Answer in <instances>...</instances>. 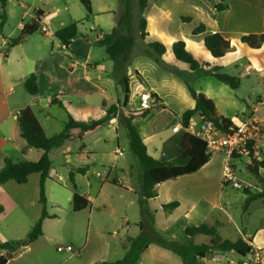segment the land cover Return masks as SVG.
I'll use <instances>...</instances> for the list:
<instances>
[{
    "label": "crops",
    "instance_id": "obj_1",
    "mask_svg": "<svg viewBox=\"0 0 264 264\" xmlns=\"http://www.w3.org/2000/svg\"><path fill=\"white\" fill-rule=\"evenodd\" d=\"M36 1L44 2L43 6L36 4ZM89 1L91 16H93V18L90 19V16L87 19V22L92 23L89 32L94 36V41L97 43V40L101 38L102 34L109 33L114 27H117L123 34L130 33L132 30L133 45L136 39L140 42L138 53H149L154 56V60L158 64L157 67L162 73L163 70L167 69L168 64L169 68H176V62L178 61L174 59L171 53V45L174 42L181 40L199 63H206L200 71H196L198 72L197 78L204 79L203 76L213 78L211 75V69L212 67L217 66L214 65L213 60L219 59L222 61V65L217 67H222L223 71L227 73L229 71H239V74L237 75L231 73L230 75L238 77L240 79V85L242 84L241 80L243 78L253 76L258 82L257 84L259 88H264V68L261 67V62L258 59V53L261 48L264 47V44H262L259 49H251L240 42V38L244 35L264 33V0H225L224 4L227 7L222 11H217L215 9L214 5L217 2L216 0H146V5L143 11V17L146 21V36L144 39L139 38L137 26L138 17L135 15L137 13L138 0H135L137 1L135 7L136 11H132L131 0H122L118 7H115L114 4L107 0H96L95 2L93 0ZM45 15H51L50 23L59 21L60 11L59 8L54 5V0H8L5 7V20L2 26H0V168L3 167L5 159H10L15 162L20 161L19 157L26 155V153L32 150L26 146L21 138H19L17 131L14 128L15 118L13 117V114L19 112L25 107H29L32 110L40 125L39 117L45 122L48 121L47 112L45 111L46 109L50 110L54 106L65 109L66 106L72 104V99H75L78 104H83L80 98H84L87 103H91L95 98H99V104L104 112L105 108L110 105H115L120 109H124L123 106H121L124 99L120 102L117 94L118 88L113 66L110 70L109 67L105 70L97 69V62H91L94 61L95 58L92 51L93 41L90 40L91 38L88 34L81 33L82 40L86 46L85 50H80L76 47L81 41L79 39L76 43V37L73 38L66 49L62 48L58 40L54 37L57 41L56 47L58 49L56 51L53 50V42L45 39L48 37H45L40 33L42 38L45 39L43 42L34 37L35 32L39 31L40 20ZM100 16H108L111 18L108 32L101 29L100 24L96 21ZM181 18H187L188 22L181 21ZM36 22V30H34L33 25ZM71 22L77 23L78 32L79 22L74 20ZM10 24L12 25L11 29L3 34L4 29H7V26ZM66 25L67 24H65V26ZM199 25L204 26V33L192 35V30ZM62 27L64 26H60L54 31H57ZM23 29L28 31V34L23 37L22 41L10 48H6L8 41L19 37ZM213 33L220 34L224 39L230 42L229 51H227L221 58H213L203 45L204 37ZM153 42H158L165 47V53L163 55L158 56L155 52L152 53L153 50L147 45ZM100 46L105 53L104 47L102 45ZM130 50L116 60V62L120 60L125 62L129 57ZM104 60V57H101V61ZM107 60H109L108 57ZM202 72H206L207 74L203 75ZM30 74L36 76L38 90L36 95L28 94L23 86L24 79ZM163 76V81L166 82L170 90L174 93H183V89L188 92L187 87L194 89V87L188 85L187 82V84H179L178 81L172 80V75L168 74L167 76V73L165 72ZM123 78L127 79V89H129V79L127 76H124ZM187 81L190 82V80ZM198 84H200V82ZM194 90L211 99L207 96V92L201 88V85ZM146 92L151 95H156L155 99L158 100L159 103H162L166 108L164 111L169 109V106L164 100V96L159 88L148 85V91L141 93ZM256 102L258 103V106H255L254 108L245 103L248 113L242 112L239 117L253 115L259 122L260 126L264 127V98L257 96ZM103 104L105 105L104 107L102 106ZM127 105L128 100L126 102V109L131 111ZM83 106H85V109H88V105L85 103ZM214 106L217 116L230 119L234 116H238L236 114L224 116L218 112L215 103ZM193 107L194 101L192 100L187 109H192ZM33 108L36 109L37 113L33 111ZM134 110L139 111L138 107ZM184 111L179 112V114L174 112L176 119H178L177 123L181 122V117ZM150 118L151 117H148L147 121H150ZM194 119L195 122L198 123L199 118L195 116ZM133 121L135 125H137V131L146 146L147 153L151 157L160 161V155L163 153L162 142L163 140L167 141L171 139L173 140L174 151L177 154L181 139L185 134V132L181 130L177 132L171 131V128L177 123L157 129L150 124L139 125L137 118ZM107 124L112 127L114 126L117 140L119 130L117 117L111 118ZM48 125L50 124L48 123ZM195 129L196 126L190 127V130ZM77 133L78 130H73L71 132L73 138L77 137ZM91 133H88L82 140H79L81 141V145L78 154L83 166L77 167L73 170L75 191L88 202L87 207L83 210L87 209L88 215L91 217L93 210H97L100 206H105L106 204L111 205V197L109 195L112 194V192L111 189L108 188L110 187L113 191L119 190L118 192H120V194L118 197L120 199L123 198L122 194H124V196L130 197L131 203H135L138 206L140 220L130 223L129 220L124 218L123 222L125 227L134 225L140 231H145L146 228V231L148 232L154 230L155 232L160 233L163 231V227L159 225L156 215L159 212L158 207L162 212H165L162 209V206L165 205L167 201L173 199L170 198L173 190V188H171L172 186L169 185L168 188L163 189L170 182L166 181L155 186L156 196L147 202L150 215L143 213L139 208L138 192L140 190V179L134 176L136 173L130 164L124 166H116V164H114L113 167H110L108 172V175L114 176H107L104 179H101L98 176H94L91 180L88 178L87 167L89 163L94 164L96 161V157L91 151H85L87 144L86 140ZM179 133H181V136L177 137ZM106 143H108L107 139L105 140V145ZM149 145L155 146L152 149V154L149 152ZM118 148L119 143L116 141L117 150L112 154L114 161L118 160L119 156L123 154ZM117 152H120V155H117ZM216 155L223 160L222 154L216 153ZM67 160H69L68 155ZM211 161L212 155L210 160L197 172L181 177L189 178L188 180L191 182V188L194 190H198L199 186H202L203 189H205L209 186V180L212 178L217 179L219 183V191L217 197L213 198V201H216L215 203L219 209L225 213V210L222 209L220 204L223 189L228 184L223 181L226 171L225 165L222 163V167L215 168V165L213 166L210 164ZM77 169L82 172L77 173ZM215 172H217L216 175H214ZM79 181L84 182L85 186V190H82L81 192L79 191L81 190ZM259 190L260 188L257 187L255 190H251V192L255 193ZM162 195L167 196V199L163 198L161 204L158 206L154 205L155 201ZM202 197H204V193L201 194V198ZM176 200L178 206L175 208V212L178 213L180 211V214L174 216L173 211L172 214H168V219H174L173 221H177L184 215L186 216L185 218L200 217L203 219L207 215V212L203 208L197 210L199 204H195L194 201L196 200L192 201V199L188 198L185 194H180L179 198ZM257 202L264 204V198L252 202L251 205L256 204L255 206L259 207ZM206 204L207 206H214L209 202ZM141 219L143 221H141ZM89 225L90 221L88 222V226ZM164 225L166 224L164 223ZM107 229L108 228H106V230H97L89 226L86 240L84 244L79 247L80 250L69 253V259L73 258V256L78 258L75 259L77 260L76 263L71 264H101L113 262L127 264L125 256H122L121 258L114 257L118 252L111 250L109 244L105 241L104 236L108 235L107 237L109 239V237L115 236L117 233L115 231L110 233V230ZM241 238L250 245L252 249L264 251V213H259L254 220L244 219V230L242 231ZM92 246H94V248H92ZM143 247H145V245ZM141 248L139 252L142 255L149 253L153 260V264L172 263V260L174 259L168 251L159 248L155 244H148L146 248L142 249V251ZM90 249L94 250V252L90 251ZM125 249L126 246L121 243V250L126 251ZM215 255H217V253L209 255L211 262L212 260L223 259L227 264H235L233 259H228L226 257L231 255L234 258H237L240 262L243 260L242 257L234 252H226L217 255L219 257L218 259H214ZM209 258H204L201 261L202 264H209L207 263V259ZM6 259L8 261V258ZM139 260L141 261L140 258H138V261ZM173 263L178 264L176 259H174Z\"/></svg>",
    "mask_w": 264,
    "mask_h": 264
},
{
    "label": "rangeland",
    "instance_id": "obj_2",
    "mask_svg": "<svg viewBox=\"0 0 264 264\" xmlns=\"http://www.w3.org/2000/svg\"><path fill=\"white\" fill-rule=\"evenodd\" d=\"M94 2L96 0H93ZM118 7L122 0H107ZM132 11H136L135 7L137 1L131 0ZM36 4L43 6L44 2L36 1ZM54 5L59 8L60 16L58 22L50 23L53 30L60 26H65V24L71 21H78L79 29L75 38L76 43L81 40L76 47L80 50H85L86 46L82 40L81 33H86L90 36L92 42V51L94 54V61L97 62V69L105 70L107 67L114 69L115 80L117 82V94L119 96L120 102L123 101L124 97L127 96L128 105L127 107L131 111H135L139 106L137 99V94L141 92L148 91V85L159 88L164 96V100L168 104L167 110H152L144 118L137 117L139 125L150 124L154 127L162 128L166 125L171 126L178 122L176 119V114L182 112L189 108L192 98L189 96L188 92L183 89V93H174L170 90L169 86L164 82V72L172 75V80H176L179 84H187L193 86L194 89L201 85V88L207 92L213 102L217 106V110L220 114L224 116L238 115L247 112L248 110L245 106H258L256 102L257 96L264 98V88H259L258 82L255 77H245L243 78L242 84L237 89H230L228 86L218 82L214 78L203 76V78H197L198 72L190 71L189 68L180 62H176L177 66L175 69L169 68L163 70L161 73L157 67V63L154 60V56L149 53H138L140 42L136 39L134 45L129 53V57L124 61H111L107 60V55L103 52V48L94 41V36L90 34L89 28L92 23L87 22L86 13L83 7L80 5L78 0H54ZM134 8V9H133ZM138 17V6L137 13ZM93 16L90 17L92 19ZM100 24V28L105 32L109 31L111 18L108 16H100L96 19ZM11 24L4 29L3 34L11 29ZM138 26V19H137ZM9 27V28H8ZM133 31H130L132 35ZM39 41L50 40L53 42V50L56 51L57 41L55 38H42L39 31L35 32L34 36ZM50 47V46H49ZM62 49V48H61ZM64 50V49H63ZM154 53V51H152ZM101 57H104V61H101ZM258 59L261 62V67L264 68V47L258 53ZM174 61V60H173ZM214 65H222V61L219 59L213 60ZM214 66V67H217ZM213 68V67H212ZM229 74L237 75L239 71H229ZM202 74H207L202 72ZM124 76L129 79V89L127 94L125 93V85L123 83ZM187 80H190L188 82ZM187 82V83H186ZM200 82V84H198ZM83 104L76 103L75 99H72V104L66 106L65 109L54 106L50 110H45L47 112L48 121L45 122L39 117L41 126L43 127L44 134L47 138H50L56 134H59L67 121L68 116L74 120L80 122L89 123L91 121L100 120L105 117L104 111L99 104V98H95L91 103L85 102L84 98H80ZM84 103L88 105V109H85ZM33 111L37 113L36 109ZM175 112V113H174ZM150 121H147V118ZM48 123L50 125H48ZM118 137L116 140V134L114 131V126L109 124H103L96 131L91 133L87 138V144L85 151H91L96 157L94 164L88 165V178L91 180L94 176L99 175L101 179L106 178L108 175L110 167L131 165L134 169L136 178L141 179V170L138 161L133 156L128 148V139L126 132L124 131L122 125L118 123ZM261 134L258 142V149L260 155H264V127L261 128ZM181 133L177 135L180 137ZM108 143L105 145V140ZM174 139V138H173ZM116 141L119 143V150L123 153L119 156L118 160H113V152L116 149ZM81 141L77 137H72L69 140L64 141L61 145L48 151V157L51 161V169H54L57 175H49L44 182V194L46 197V212L49 215V219H45L42 222V236L36 241L25 245L24 247L18 248L16 252L11 253L6 249H0V257L4 256L8 258L5 264H71L76 263L78 259L73 256V258H68L69 253L58 252L56 249L58 247L65 248L71 246L73 251L80 250L86 240L88 234V227L95 228L97 230H110V233L115 231L117 234L115 236L109 237L105 235V241L109 244L112 251H117L118 254L114 257L121 258L126 257L127 264H153V260L149 253L142 255L139 250L143 247L146 241L155 231L148 232L146 230L140 231L136 226L130 225L124 226V218L129 220L130 223H134L140 220V215L138 214V206L135 203H131V199L128 196H124L120 199L118 195L119 190L113 191L111 197V205L100 206L97 210H93L92 216L89 217L88 210H81L74 212L72 210L71 196L75 191L72 183L69 181L68 174L70 171L77 167H82L83 164L79 158V148ZM155 146L149 145V152L152 154V149ZM163 153L160 155V161H170L175 158L176 153L174 151L173 140H163L162 142ZM67 155L68 159L67 160ZM35 151L31 150L26 153V155L19 157V160H25L27 158H34ZM90 156V155H89ZM264 159V156H262ZM247 158L243 155L234 154L229 163V169L232 172L233 180L227 182V186L223 189L222 198L220 204L222 209L225 210L223 213L216 201L213 198L217 197L219 191V183L217 179L209 180L208 187L203 189L199 186L198 190L191 188V182L189 178L180 177L169 181L170 183L166 185L163 189L168 188L171 185L173 188L170 198H173L165 203L169 204L171 202H177L176 199L179 198L180 194H185L188 198L192 199L194 203L199 204L197 210L203 208L207 215L205 218H185L180 217L177 221L174 219H168V214H172L174 211V216L180 214L175 212V209L171 211L162 212L158 207L159 212L156 218L159 221V225L163 227V231L160 234L163 238L167 240H175L182 244H187L190 241L194 244L208 243L209 238L207 236L197 235L193 238H189L184 234V227L186 226H197L202 223L209 225L219 224L218 232L222 239L235 240L241 237L242 231L244 230V219H256L259 213H264V204L257 202L256 204L249 205L246 210H243V201L245 195L243 194L244 189L255 190L261 185L258 180H256L247 171V166L249 163L246 162ZM223 160L219 158L218 155H212V161L210 164L215 168L222 167ZM261 173H264L260 169ZM217 172L214 173L216 175ZM213 175V176H214ZM60 176L62 179H57ZM78 178V177H77ZM78 183V182H77ZM233 183H238L241 188L233 186ZM81 190H85L84 182L79 181ZM205 185V184H204ZM207 185V184H206ZM193 186V185H192ZM204 193V197L201 198V194ZM133 198V197H132ZM167 199V196L162 195L156 201L155 204L158 206L161 201ZM257 201V200H256ZM207 202L214 206H207ZM0 207L2 212H0V245L1 244H14L17 242H25L27 239V234L31 227L38 221L41 213V203L39 202V174H31L28 176L26 183L16 184L14 181H8L0 185ZM164 213V214H163ZM249 217V218H247ZM216 220V221H215ZM90 225L88 226V222ZM141 221H143L141 219ZM164 223L166 225H164ZM92 241V238H91ZM121 243L126 246V251L121 250ZM157 246V245H156ZM159 247V246H158ZM94 248V246H92ZM161 248V247H159ZM163 249V248H161ZM164 250V249H163ZM93 251L94 250H91ZM167 251V250H166ZM264 253V251H261ZM168 253L176 259L178 264H181L180 259L168 251ZM81 254V253H80ZM141 254V255H140ZM222 253H217L220 255ZM209 258V256H207ZM228 259L234 260L235 264H241V262L231 256H226ZM138 258L141 261H138ZM174 259L172 263L174 264ZM207 259L209 264H227L221 260Z\"/></svg>",
    "mask_w": 264,
    "mask_h": 264
},
{
    "label": "trees",
    "instance_id": "obj_3",
    "mask_svg": "<svg viewBox=\"0 0 264 264\" xmlns=\"http://www.w3.org/2000/svg\"><path fill=\"white\" fill-rule=\"evenodd\" d=\"M7 1L8 0H0V26H2L5 20V7ZM216 1L214 7L217 11L226 9L227 6L224 4L225 0ZM78 2L85 10L86 18H89L91 16L90 1L78 0ZM145 5L146 0H138V34L140 39H144L146 36V21L143 17ZM181 21L188 22V19L181 18ZM36 24L37 22L33 25L34 30H36ZM204 30V26L199 25L192 30V35L202 34L204 33ZM27 34L28 31L23 29L19 37L8 41L6 48H10L21 42L23 37ZM76 35V22H71L55 31V38L60 43V46L65 49L70 45ZM97 41L104 47L108 59L115 62L130 50L133 45V36L129 33L123 34L117 27H114L109 33L102 34L101 38ZM240 42L251 49H259L261 45L264 44V33L244 35L240 38ZM203 45L213 58L223 57L230 49V42L218 33L206 35L203 39ZM147 46L158 56L165 53V47L158 42L149 43ZM171 53L176 61L185 64L191 71H200L206 64L199 63L181 40L176 41L171 45ZM211 70L212 77L218 82L228 86L230 89H237L240 86V79L223 71L222 67H213ZM123 83L125 85V93L127 94V79H124ZM23 86L28 94L36 95L38 91L36 76L34 74L28 75L24 79ZM187 90L189 96L194 101V107L183 112L181 117L182 125L187 126L189 120L196 116L200 119L211 121L219 131L224 132L227 126L230 125V118L217 116L214 103L202 93L196 92L191 87H187ZM152 96L156 98L155 94H152ZM126 102L127 97H124V101L121 105L124 109H120L115 105H110L105 108V117L103 119L91 121L89 123L75 121L68 116L63 130L59 134L50 138L45 136L41 125L29 107H25L18 112L14 128L17 131L19 138L25 142L26 146L35 151L36 156L34 158H27L16 162L10 159H5L3 167L0 168V185L8 181H14L16 184L21 185L26 183L29 175L39 174V202L42 207L40 218L31 227L27 234L26 241L17 242L12 245L1 244L0 249H6L8 252L13 253L18 250V248L24 247L42 236V221L45 218H49L45 209L46 198L44 194V182L49 178V170L51 169V161L48 157V151L61 145L64 141L71 139L73 137V134H71L73 130H78L76 136L79 140H82L88 133L96 131L111 118L117 117L118 123L122 125L126 132L128 148L140 166L141 179L140 190L138 192L139 208L147 215H150L147 202L156 196V185L177 179L181 176L193 174L210 160L211 155L207 153L204 142L187 133L182 137L178 152L174 159L168 162H160L151 157L147 153L146 146L143 143L137 131V125H135L133 120L137 117L144 118L152 110H164L166 108L157 100V105L150 110L128 111L126 109ZM102 106L104 107L105 105L103 104ZM248 148L250 149L251 163L247 166V171L258 180L261 189L255 193L248 189H244L243 194L245 195V199L243 201V210H246L252 202L264 198V173L260 172V169H264V160L257 161L253 157V150L250 144L248 145ZM81 172V170L77 169V173ZM68 178L75 189L74 173L69 172ZM71 202L72 210L74 212L81 211L88 205V202L76 192L72 194ZM177 206V202H171L163 205L162 209L164 211H171ZM0 212H2L1 207ZM218 225L219 224L209 225L202 223L197 226L184 227L183 231L186 236L189 238H193L197 235L207 236L209 238L208 243L194 244L190 241L187 244H182L175 240H167L157 232H154L153 234H156L149 237L145 243V247H142L141 251L143 248H146L148 244L152 243L175 254L180 259L181 264H202L201 261L204 258L216 253L234 252L242 258L245 257V255L251 250L250 245H248L241 237L235 240L222 239L218 232ZM101 264H118V262Z\"/></svg>",
    "mask_w": 264,
    "mask_h": 264
},
{
    "label": "built area",
    "instance_id": "obj_4",
    "mask_svg": "<svg viewBox=\"0 0 264 264\" xmlns=\"http://www.w3.org/2000/svg\"><path fill=\"white\" fill-rule=\"evenodd\" d=\"M51 15H45L40 20L39 31L42 35L48 38L55 37V31L50 25ZM139 106L138 110H150L157 103V100L150 93H139L138 94ZM17 113L13 114L16 119ZM196 126L195 130H190V127ZM259 122L254 118L253 115H248L246 117L234 116L230 119V125L227 126L224 132L219 131L216 126L209 120L200 119L198 123L195 122L194 117H192L187 126H183L182 123L175 124L172 128V132L184 131L187 134L193 135L204 142L206 151L210 155L220 153L225 165V174L223 181L231 182L234 178L232 172L229 169V163L231 162L233 155H243L247 158V163H251L250 159V149L248 145H251L253 150V157L257 161H262V156L258 149V142L260 141L261 129ZM120 155V152H117ZM231 164V163H230ZM264 171V169H262ZM49 175H57L54 169L49 170ZM97 176H99L97 174ZM57 179H62L57 176ZM233 186L241 188L238 183H233ZM58 252L71 253L73 249L71 246L65 248L58 247L56 249ZM219 257L215 255L214 259ZM241 264H264V253L260 250L252 249L243 257Z\"/></svg>",
    "mask_w": 264,
    "mask_h": 264
},
{
    "label": "water",
    "instance_id": "obj_5",
    "mask_svg": "<svg viewBox=\"0 0 264 264\" xmlns=\"http://www.w3.org/2000/svg\"><path fill=\"white\" fill-rule=\"evenodd\" d=\"M7 259L4 256L0 257V264H5Z\"/></svg>",
    "mask_w": 264,
    "mask_h": 264
}]
</instances>
